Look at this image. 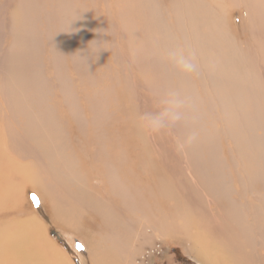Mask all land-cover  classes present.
<instances>
[{
	"label": "bare ground",
	"instance_id": "6f19581e",
	"mask_svg": "<svg viewBox=\"0 0 264 264\" xmlns=\"http://www.w3.org/2000/svg\"><path fill=\"white\" fill-rule=\"evenodd\" d=\"M245 3L259 27L262 13L258 11V0H246ZM216 23L224 26L225 21ZM208 25L209 31L203 37L198 36V41L192 40L196 28L189 29L185 21L178 27L184 46L196 50L201 60L203 73L200 80H203L206 96L199 94L200 90L196 94L183 89L186 78L178 80L177 84L175 80H166L163 85L164 92L176 91L192 104L185 119L175 123L177 129L178 124L183 126H179V132L176 129L182 137L179 146L197 126L202 132L201 137L198 135L196 142L185 146L201 145L202 142L213 145L216 133L230 143L222 161L208 155L211 161H204L200 155L191 159L192 149L183 150L188 151L184 163L193 178L190 181H196L192 182L193 186L203 185L207 196L214 199V211L222 217L220 227L212 222L208 227L207 222L201 223L191 216L187 205L178 203L177 184L165 185V167L159 166V153L152 150L151 143L144 139L138 127L135 126L132 132L131 123L123 120L120 123L109 116L111 122L105 123L109 126L107 132L103 130L104 134L99 127L92 130L93 135L80 130L81 135L62 138L59 135L62 123L55 119V130H50L47 135L44 131L48 127L43 122L47 112L37 108L34 113L27 99L21 102L30 106L23 113L24 137L10 139L9 135L3 134L4 126L8 127L6 132L13 133V130L7 120L3 126L0 114V218L12 217L0 224V264H71L65 252L48 236L38 214L45 216L42 219L47 220V228L55 222L57 228L61 226L81 233L88 253L86 264H136L133 262L136 236L141 235L140 247H153L151 237L159 240L176 238L178 232L190 243L191 254L203 264H264V106L253 71L241 72L243 58L235 52H224L226 48L213 40L214 31L212 25ZM260 42L254 45L255 64L260 76L264 77V66L260 64L264 63V38ZM219 62L225 73L229 72L227 78L220 74ZM205 106L210 111L212 131L209 130L210 138L202 141L204 132L200 123H205ZM77 107L73 115L80 120ZM10 117L16 119L15 114ZM116 132L120 135H115ZM153 142L160 146L157 138L154 137ZM81 145L85 148L86 160L75 148ZM120 169L121 174L118 173ZM153 176L158 182L153 180L149 185ZM32 196L38 203L33 202ZM240 196H247L249 201L240 202Z\"/></svg>",
	"mask_w": 264,
	"mask_h": 264
},
{
	"label": "rangeland",
	"instance_id": "374dc122",
	"mask_svg": "<svg viewBox=\"0 0 264 264\" xmlns=\"http://www.w3.org/2000/svg\"><path fill=\"white\" fill-rule=\"evenodd\" d=\"M245 1L0 0V114L3 117V126L6 125L5 120H7L9 127L13 130V133L6 132L8 127L4 126L3 134L9 135L10 139L13 136L15 138L25 136L23 113H26V108L30 106L21 102L27 99L33 106L34 113L37 108L47 112L43 122L48 128L44 133L48 135L50 130H55L53 121L56 119L62 123L59 135L62 138H68L77 134L81 135L80 130L82 133L93 135L92 130L99 127L102 128V130L99 128L100 132L104 134L103 130L106 131L109 126L105 123L107 121L110 123V119L120 123L122 120L124 123H131L132 132L135 131V126L140 129L141 118L157 116L163 111L162 100L167 92H164L163 84L166 80L172 82L175 80L177 84L178 80L186 78L187 84L183 89L195 93L200 90L199 94L205 97L206 89H202L203 80H200L202 69L190 76H184L165 59L168 49L184 45L182 35L178 33V27L183 24V21L188 24L189 29L196 28V35L192 37V40L197 39L196 41L200 39L198 36L201 37L209 31L208 24L212 25L213 40L226 48L224 52H235L236 56L243 58L242 66L240 65L241 72L253 71L251 73L255 74V86L259 90V93H256L261 96L264 106V77L260 76L255 64L257 56L254 49V45L261 43L260 41L264 38V0L261 2L258 0V11L262 13L261 19L258 14L256 16L258 21L261 20L259 27L247 10ZM179 14L182 16H178ZM182 17L183 19H180ZM223 19L224 26L216 23ZM254 20L256 22L253 24ZM255 27L260 28L259 31ZM243 31L245 34L242 33ZM223 32L224 36H222ZM219 63L220 74H223L222 77L226 75L227 78L230 75L229 72L225 73L221 62ZM260 64L264 66V63ZM164 73L171 77H167ZM76 107L80 110V120L73 115V111H77ZM206 107L205 123H200V128L204 132L202 141L209 139L208 135L212 131L209 122L210 111ZM93 109H95L94 112ZM9 114H15L16 119L11 120ZM177 126L178 129L175 128V124L167 126L158 134L143 133V137L151 143L152 150L156 154L159 153V166L165 167L163 174L165 185L177 184L178 203L187 205L194 219L204 224L207 222L208 227L212 226L209 222L220 227L222 217H219L220 213L215 212L214 199L207 196L203 185H192V182L196 181H190L193 178H190L191 174L188 168H185L184 160L187 150L192 149L191 159L200 155L204 161H211L213 157L222 161V156L227 153L225 148L230 143L223 135L219 134L220 137H218L216 133L213 137L215 138L213 145L202 144V142L201 145L198 143L181 147L182 144L180 146L178 144L182 137L178 132L183 126L179 124ZM206 126L208 128L205 130ZM198 128L199 126L196 130L201 137L202 132ZM115 135L119 136L120 132H116ZM154 137L160 141V146L154 144ZM75 148L79 156L86 160L84 146ZM185 149L187 150L183 151ZM118 173L121 174L122 170L120 169ZM153 180L158 182L153 176L149 185ZM193 191H198V195ZM240 198V202L249 201L247 196L245 198L240 196ZM36 200L35 203H38ZM42 217L45 216L38 214L39 222L45 224L48 236L55 241L60 250L65 252L71 264H86L88 253L81 239V233L61 226L57 228L55 222H51V228H47V220ZM11 218V216L7 219L6 216L0 218L2 219L0 224ZM147 233L150 235V230H147ZM179 235L178 232L176 238L166 237L160 240L151 237L149 240L152 241L153 247L148 245L140 247L141 235L136 236L138 241L133 245V262L136 264H203L191 254L190 243ZM78 245L81 247L78 248ZM139 250L140 253L137 254Z\"/></svg>",
	"mask_w": 264,
	"mask_h": 264
},
{
	"label": "clouds",
	"instance_id": "9594fccd",
	"mask_svg": "<svg viewBox=\"0 0 264 264\" xmlns=\"http://www.w3.org/2000/svg\"><path fill=\"white\" fill-rule=\"evenodd\" d=\"M165 59L178 73L184 76H190L200 71L201 64L196 50L177 45L167 50ZM164 109L157 116H145L141 118L139 127L145 135L158 134L167 126L174 125L176 122L185 119L186 111L192 107L191 101L182 97L176 91H169L162 100ZM198 131H193L188 135L184 144L190 145L196 142Z\"/></svg>",
	"mask_w": 264,
	"mask_h": 264
},
{
	"label": "snow or ice",
	"instance_id": "6c2138e0",
	"mask_svg": "<svg viewBox=\"0 0 264 264\" xmlns=\"http://www.w3.org/2000/svg\"><path fill=\"white\" fill-rule=\"evenodd\" d=\"M33 201L35 202V197H33ZM77 247L79 248V247H81V246L78 245Z\"/></svg>",
	"mask_w": 264,
	"mask_h": 264
}]
</instances>
